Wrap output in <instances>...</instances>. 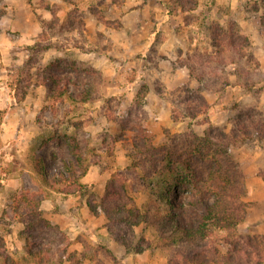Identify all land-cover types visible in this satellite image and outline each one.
Here are the masks:
<instances>
[{
	"label": "rangeland",
	"instance_id": "rangeland-1",
	"mask_svg": "<svg viewBox=\"0 0 264 264\" xmlns=\"http://www.w3.org/2000/svg\"><path fill=\"white\" fill-rule=\"evenodd\" d=\"M64 88L70 99L52 97ZM237 116L250 138L228 149L244 195L234 233L258 242L264 0H0L1 255L9 264H190L164 242L162 226H134L129 241L143 250L126 251L87 203L97 205L112 175L123 174L140 211L161 217L168 207L128 170L133 146H170L172 138L183 150L185 139L208 127L236 132ZM72 150L85 159L83 188L59 180L70 177V163L81 172ZM36 157L46 178L36 172ZM22 194L39 201L41 220L29 221L24 206L14 214L12 201ZM208 240L206 258H216L212 249L228 253L226 232ZM28 251H44V258Z\"/></svg>",
	"mask_w": 264,
	"mask_h": 264
},
{
	"label": "trees",
	"instance_id": "trees-1",
	"mask_svg": "<svg viewBox=\"0 0 264 264\" xmlns=\"http://www.w3.org/2000/svg\"><path fill=\"white\" fill-rule=\"evenodd\" d=\"M234 44L232 42L227 45L235 48ZM215 49L221 51L219 45H216ZM185 90L190 92V89ZM61 96L68 99L72 97L67 88L52 93L54 98ZM88 98L83 95L81 100L86 101L89 100ZM191 98L189 96L186 99ZM245 118L250 126L254 125L252 117L246 115ZM235 123L236 132L229 135L223 131L214 134L211 127H208L202 136L193 135L191 139H185L183 150L178 149L180 142L172 138L169 141L170 146L160 147L150 142L141 148L133 146L137 153L132 155L133 160L128 170L137 171L142 184L154 189L152 196L168 207L161 217L140 211L128 193L129 179H125L123 174L112 175L100 202L97 205L87 203L89 210L94 214L98 211L104 214L107 220L106 230L110 238L122 244L128 252L143 250L141 243L132 245L128 236H133L134 226L144 223L162 226L163 232L168 230L166 234L170 239L167 235H162L165 238L164 242L177 246L174 254L182 258V263L264 264V238L255 242L252 237H236L234 233L242 221L244 195L239 185L240 179L235 162L228 149L250 138L245 121L240 116H237ZM74 148L77 150L78 147L74 146ZM73 150L75 163L81 166V172L76 176V170L70 163L66 166L70 177L64 178L61 174L63 178L59 180L66 182L70 180L77 187L83 188L85 185H81L79 179L87 170L84 165L85 159ZM50 158L53 159L51 155ZM34 167L38 174L46 178L42 158L36 157ZM171 193L175 195L174 200L171 198ZM12 205L16 216L20 214L19 209L24 206L29 221L32 220L31 217L41 220L38 210L39 201L33 197L22 194L19 198H14ZM190 209L195 211L193 215ZM151 215L156 219L153 223L150 222ZM218 231L226 232L230 245L228 253L223 256L217 249H212L210 253L216 258H206V254L201 249L207 247L209 236ZM160 232L163 234L162 231ZM0 248H3L1 240ZM43 253L44 251H28V254L38 258L39 262L44 258L41 257ZM0 257L5 260L0 264H9L10 256H3L0 253Z\"/></svg>",
	"mask_w": 264,
	"mask_h": 264
}]
</instances>
